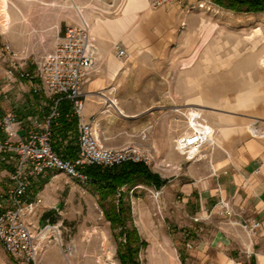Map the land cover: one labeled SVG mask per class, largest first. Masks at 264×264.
<instances>
[{"label": "rangeland", "instance_id": "1", "mask_svg": "<svg viewBox=\"0 0 264 264\" xmlns=\"http://www.w3.org/2000/svg\"><path fill=\"white\" fill-rule=\"evenodd\" d=\"M91 1L8 0L11 18L8 27L0 30V43L9 42L21 57V67L36 76L37 60L52 50L59 32L73 24L71 16L76 11V3L86 6ZM146 8L150 27H153L151 23L158 24L157 37L161 39L152 50L139 48L133 54L127 53L126 58L117 54L118 67L133 74L114 84L133 90L117 97L129 116L113 111L115 121L133 124L138 119L145 121L155 117L158 122V117L166 113L160 121L156 140L141 144L151 151L155 144L159 150L157 155L152 151L154 162L149 167L166 180L165 184L171 180L182 183L183 179L193 182L195 175L188 176L184 172L194 161H187L175 143L189 129L190 108L194 106L191 102L201 99L213 104L202 107L204 111L200 112L201 119L215 130L213 147L221 144V132L218 133L216 125L223 129L234 119H240L245 122L241 132L250 136L249 125L256 119L264 121V12H233L211 0H177L158 9L147 0ZM152 31L150 28V33ZM0 60V116L12 110L21 119L27 112L24 110L26 100L39 95L33 92L30 81L34 84L38 81L36 78L22 81L8 78L9 61ZM251 91L258 96L256 101L252 105L238 106L240 95ZM150 105L153 107L145 108ZM164 124L171 126V135L163 132ZM101 139L109 146V138L104 140L101 136ZM40 179L48 181L39 192L44 201L30 220L37 231L46 225L47 219L60 227L59 232L50 233V243L45 241L38 264H44L52 244L61 248V264H67L63 254L67 246L75 247V264H122L118 250L125 247L126 234L132 232L133 227L141 236V240H134L131 246L133 252L137 250L139 264H157L150 250L170 255L175 264H192L194 257L185 247L192 235L187 234L189 227L182 219L185 206L179 197L183 194L181 189L169 204L165 184L157 189L150 183L138 184L135 192L125 197L132 210L128 224L123 227L112 225L106 219L94 186H84L59 171L49 172ZM127 189L123 187L122 191L129 192ZM35 190L34 187L31 192ZM117 197L106 200V206L110 207L112 201L117 204ZM177 239L182 245L175 244ZM48 254L55 260V254L50 251ZM0 264L25 263L7 254L0 243Z\"/></svg>", "mask_w": 264, "mask_h": 264}, {"label": "crops", "instance_id": "2", "mask_svg": "<svg viewBox=\"0 0 264 264\" xmlns=\"http://www.w3.org/2000/svg\"><path fill=\"white\" fill-rule=\"evenodd\" d=\"M81 4L82 2H77L74 7L76 11L71 16L72 25H82L83 22L90 24L92 38L98 48L97 71L85 84L87 93L84 121L90 120L93 116L97 117L100 135L104 140L107 138H109L107 141L111 140L109 147H121L131 143L145 145L147 142H154L156 132L159 133L160 121L166 113L158 117V122L155 117L145 121L138 119L133 124L115 121L116 115L113 111H120L117 97L126 95L133 89H123L121 84H114V81L126 80L133 72H123L121 67L113 69L112 64L114 60L118 61V55L115 54L117 43L122 45L128 54H133L139 48L152 50L151 48L161 39L157 37L158 24L151 23L153 27H150L145 0L142 7L140 2L135 10L128 13L127 17L134 16L133 20L128 21L126 11L130 0H92L86 6ZM150 28L153 30L151 33ZM29 100H26L28 103L24 100L26 102L24 110L27 112L24 113L23 118L20 117L22 135L35 129L37 122L46 120L52 109L50 100L43 94ZM111 100L116 105H110ZM152 107L153 105L145 106L147 109ZM69 116L73 117L71 112ZM166 125L162 126L163 132L171 135V126ZM244 125V121L234 119L228 127L235 131L227 137L216 125L218 133L221 132L219 147H207L205 151L208 150V153L205 154V158L194 161L188 171L184 172L188 176L195 175L196 181L185 182L183 179L181 183L180 180L175 182L171 180L164 185L169 204L173 203L174 194L178 193L179 189L183 192L179 195L182 198V205L185 206L182 219L189 227L187 234L192 235L185 247L194 257L191 259L192 264H264V139L242 133L240 128ZM60 139L63 141L58 146L59 150H56L63 157H69L67 147L78 145V139L74 143H69L70 138ZM101 141L106 145L103 139ZM151 149L154 155L159 153L155 144H152ZM10 158L12 160L13 156L10 155ZM12 167L13 164L0 161V195L4 196L0 197L2 203L0 210L8 207L7 192L12 185L9 179ZM39 179H36L32 186L36 188V193H39L48 182ZM152 186L157 189L155 185ZM135 187L127 189L129 196L132 191L135 192ZM220 198H225L232 204L235 218L238 220L252 218L262 222L259 234L252 242L241 227L218 217L216 203ZM211 209L214 212L209 220H194L195 217L205 218ZM175 244L179 246L182 242L177 239ZM189 244H193L194 247L189 249ZM49 251L55 254V260H52L51 254H48ZM46 254L44 264H61V248L58 245H50Z\"/></svg>", "mask_w": 264, "mask_h": 264}, {"label": "built area", "instance_id": "3", "mask_svg": "<svg viewBox=\"0 0 264 264\" xmlns=\"http://www.w3.org/2000/svg\"><path fill=\"white\" fill-rule=\"evenodd\" d=\"M173 1L177 0H151V6L158 9ZM0 12H3L1 8ZM6 17L0 14V30L8 27L9 18ZM56 41L52 50L37 60L36 76L21 67V57L9 42L0 43V59L9 61L6 69L8 78L16 77L21 81L24 78H36V84L30 81L33 92L43 94L52 103L47 119L37 122L36 128L24 135L20 133V119L14 111L0 116V131L5 136L0 139V161L13 164L9 175L12 185L7 192L8 207L0 210V243L7 254L25 264H38L45 249V241L50 243V233L59 232L60 227L58 223L47 219L45 226L35 230L30 217L44 201L42 193L31 192L36 179L49 172L59 171L86 186L92 184V177L86 171L88 166L113 168L131 161L150 166L154 162L152 151L136 143L121 147L105 146L101 141L97 117L84 121L87 93L85 84L97 71L98 58V48L92 38L90 24L83 22L82 25H70L63 34L59 32ZM115 49L120 57L128 56L122 45L117 43ZM62 101L70 102L71 113L78 118L80 148L70 159L63 157L52 145L51 124L59 116ZM109 104L116 105L112 100ZM193 119L189 118L188 131L177 138L175 143L187 161H201L206 156V148L215 146V131L205 127L207 121L201 119V116L197 118V123ZM249 134L251 137L264 139V121L254 120L249 125ZM10 155L13 156L12 160ZM156 193L160 195V192ZM216 204L218 217L241 227L250 242L259 234L262 227L260 220H238L232 204L225 198H220ZM213 212L211 209L205 218L195 217L194 220H209ZM59 241L61 242L60 238ZM193 247V244L188 245L189 249ZM74 251V246L63 249L67 264H75Z\"/></svg>", "mask_w": 264, "mask_h": 264}, {"label": "trees", "instance_id": "4", "mask_svg": "<svg viewBox=\"0 0 264 264\" xmlns=\"http://www.w3.org/2000/svg\"><path fill=\"white\" fill-rule=\"evenodd\" d=\"M215 5L224 7L231 11L244 13H259L264 12V0H211ZM52 105V103H51ZM71 104L68 101H62L59 105L58 119L51 124L52 145L59 150L58 146L63 141L60 139L72 138L69 143H74L78 139V118L77 116L70 117ZM75 139V140H74ZM79 146L76 144L67 147V154L74 157L79 151ZM88 175L92 177V184L99 193L101 207H103L106 219L112 225H122L126 227L128 220L131 217V206L126 203L125 197L129 192L122 191L123 187L132 189L141 183H150L157 188H161L166 180L161 175L153 172L148 165L143 163L128 162L121 165H116L113 168L88 166L86 169ZM117 204L112 201L110 207H107L105 201L109 198H116ZM48 215V214H47ZM127 242L125 247L119 248L118 255L122 264H139L136 254L137 250L133 252L132 244L134 240L140 241L141 236L133 227L132 232L128 231L126 234ZM144 244V243H143Z\"/></svg>", "mask_w": 264, "mask_h": 264}, {"label": "bare ground", "instance_id": "5", "mask_svg": "<svg viewBox=\"0 0 264 264\" xmlns=\"http://www.w3.org/2000/svg\"><path fill=\"white\" fill-rule=\"evenodd\" d=\"M144 0H130V5L128 6V9L126 11V20L128 21L133 20L134 16L132 17H127L129 14V12H132L133 10H135L138 6V4H140L141 2V7L143 6ZM8 0H2V3L0 5V8L3 10L4 13H6L7 18H11V13L10 11H8V5H7ZM145 6L147 5V0H145ZM120 23H122V20H120ZM6 29V28H5ZM263 64H264V59H263ZM112 68L113 69H117L118 68V61L114 60L113 64H112ZM258 98V96H256L255 92H248L245 94H241L238 101H237V105L238 106H246V105H252L256 99ZM191 104H193L194 106L190 108L192 113L193 122L197 123L198 122V117L201 116V111H204L202 107L208 105L211 107V105H213L211 102L209 101H203L201 99H195V101L191 102ZM189 104V105H191ZM121 113H123L126 116H129L128 113H126V111L123 109V107H119ZM177 111H179V109H177ZM206 128H210L212 131L214 130V128H212V126L207 125L205 126ZM215 131V130H214ZM235 131V129L233 128H229V127H224L222 129V134L227 137L229 134L233 133ZM151 251V256L154 258V260L156 261L157 264H175L172 257L170 255L167 254H163L157 250H150Z\"/></svg>", "mask_w": 264, "mask_h": 264}]
</instances>
